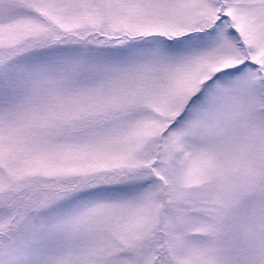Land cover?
Masks as SVG:
<instances>
[{
  "label": "snow or ice",
  "instance_id": "obj_1",
  "mask_svg": "<svg viewBox=\"0 0 264 264\" xmlns=\"http://www.w3.org/2000/svg\"><path fill=\"white\" fill-rule=\"evenodd\" d=\"M0 264H264V0H0Z\"/></svg>",
  "mask_w": 264,
  "mask_h": 264
}]
</instances>
